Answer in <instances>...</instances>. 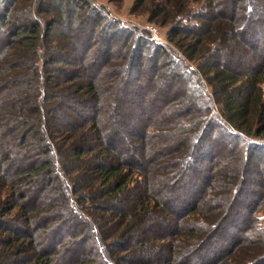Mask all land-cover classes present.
I'll return each instance as SVG.
<instances>
[{"label": "trees", "instance_id": "16d2710c", "mask_svg": "<svg viewBox=\"0 0 264 264\" xmlns=\"http://www.w3.org/2000/svg\"><path fill=\"white\" fill-rule=\"evenodd\" d=\"M40 2L0 43V264H264V0L161 1L167 42Z\"/></svg>", "mask_w": 264, "mask_h": 264}, {"label": "rangeland", "instance_id": "374dc122", "mask_svg": "<svg viewBox=\"0 0 264 264\" xmlns=\"http://www.w3.org/2000/svg\"><path fill=\"white\" fill-rule=\"evenodd\" d=\"M46 1V0H43ZM92 4H97L102 10L103 13H108L110 15H113L120 19L121 21L125 22L129 26H137V27H143L148 28L151 30L153 36H155L159 41H168V30H169V24H164L163 22H157L158 18L156 15V4L159 2H164V0H149L144 5L141 4L139 0H89ZM210 2V5H212V8L214 10L218 8V6H215V2L217 0H197L195 3V7L198 6H205L207 5V2ZM139 2V3H138ZM45 2L37 3V0H1L0 1V16H2V19L0 20V43L1 41H4L6 37H9L12 35L14 29L20 25L23 20H25L27 17H32V10L36 11L37 15L42 16V13L39 12L38 9L43 7ZM245 4L248 3H244ZM214 5V6H213ZM237 10L236 15L240 16L242 14V9L240 5H243L242 3L237 4ZM50 5H46V9L49 8ZM35 8V9H34ZM11 13H14L15 16L12 19V25L5 22L8 19V15L10 16ZM56 13L54 10L50 9L49 12H46L47 16H52ZM222 15V14H220ZM34 16V15H33ZM46 15H43L44 17ZM247 16V15H246ZM43 23H45L44 20H42ZM223 24L225 25V17L221 18ZM64 26L61 25V28ZM55 31L60 30V26L56 25L54 28ZM54 37V34L52 35ZM261 39L260 47L259 49L264 50V35L263 33L259 36ZM13 50L17 49L16 44L12 48ZM52 66H43L41 65L39 69H42V72L45 74V69L50 68ZM263 89H264V81L262 83ZM56 91V90H55ZM54 91V93H55ZM208 91L212 93V96L215 95V98L218 97V94L216 96L214 90L212 87H208ZM57 92V91H56ZM246 92L243 91V96ZM219 107V106H218ZM254 166L257 167L256 163H254ZM258 179V178H257ZM254 186V185H253ZM264 224V221H263ZM244 232H239L238 235H243Z\"/></svg>", "mask_w": 264, "mask_h": 264}]
</instances>
